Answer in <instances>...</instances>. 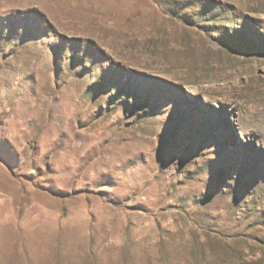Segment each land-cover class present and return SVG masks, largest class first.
<instances>
[{"label": "rangeland", "instance_id": "rangeland-1", "mask_svg": "<svg viewBox=\"0 0 264 264\" xmlns=\"http://www.w3.org/2000/svg\"><path fill=\"white\" fill-rule=\"evenodd\" d=\"M0 264H264V0H0Z\"/></svg>", "mask_w": 264, "mask_h": 264}]
</instances>
